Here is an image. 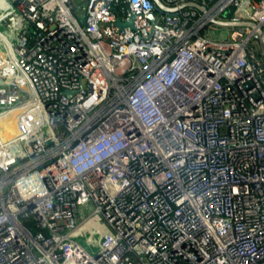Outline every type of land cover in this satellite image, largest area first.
<instances>
[{
  "label": "built area",
  "instance_id": "1",
  "mask_svg": "<svg viewBox=\"0 0 264 264\" xmlns=\"http://www.w3.org/2000/svg\"><path fill=\"white\" fill-rule=\"evenodd\" d=\"M160 1L0 0V264H264V0Z\"/></svg>",
  "mask_w": 264,
  "mask_h": 264
},
{
  "label": "water",
  "instance_id": "2",
  "mask_svg": "<svg viewBox=\"0 0 264 264\" xmlns=\"http://www.w3.org/2000/svg\"><path fill=\"white\" fill-rule=\"evenodd\" d=\"M153 1L155 2V4L158 7L165 9L167 11H173L176 9V8H169V7L164 6L160 0H153ZM181 6L182 7L183 6H192V7H195L197 9L201 10V11L205 10V8L203 6L196 4V3H193V2L183 3ZM134 18H135V16L133 14H131L129 20L122 22V21H120L119 18H117L115 23H116L119 30H125L127 28L134 29V25H133ZM150 18L152 19V21L154 20V16L152 14L150 15ZM211 21L215 24H218L220 26H225V27H230V26H248V27H251V28L255 29V31L258 33V35L260 37V41L264 46V32H263L262 28L260 26H258L255 22L243 21V20H240V21H223V20H218L215 18H213ZM65 93L68 95L72 94L71 92H68V91Z\"/></svg>",
  "mask_w": 264,
  "mask_h": 264
},
{
  "label": "rangeland",
  "instance_id": "3",
  "mask_svg": "<svg viewBox=\"0 0 264 264\" xmlns=\"http://www.w3.org/2000/svg\"><path fill=\"white\" fill-rule=\"evenodd\" d=\"M216 28L219 30V27H218V26H217ZM222 30H225V29H222ZM219 32H221L222 34L225 33V31H221V30H220ZM214 33H216V31H215ZM217 37H220V36H219V33L217 34ZM93 233H94L93 225H87V227L84 229V235H85V236L79 239V240H81V242L84 244V246H89V245H91V248H92V249H94L95 246H96L95 242L92 241V242L88 243V241H86V240H87V238L91 237V235H92Z\"/></svg>",
  "mask_w": 264,
  "mask_h": 264
}]
</instances>
